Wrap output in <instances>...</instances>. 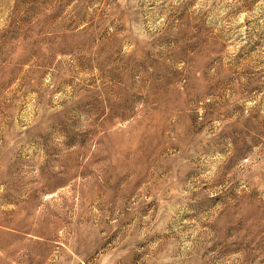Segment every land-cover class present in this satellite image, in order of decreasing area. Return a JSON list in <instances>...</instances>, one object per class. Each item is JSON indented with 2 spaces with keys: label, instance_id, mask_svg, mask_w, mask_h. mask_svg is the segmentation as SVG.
<instances>
[{
  "label": "rangeland",
  "instance_id": "rangeland-1",
  "mask_svg": "<svg viewBox=\"0 0 264 264\" xmlns=\"http://www.w3.org/2000/svg\"><path fill=\"white\" fill-rule=\"evenodd\" d=\"M0 264H264V0H0Z\"/></svg>",
  "mask_w": 264,
  "mask_h": 264
}]
</instances>
